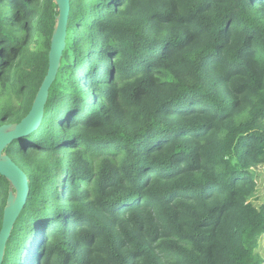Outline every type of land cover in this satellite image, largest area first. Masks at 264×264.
Listing matches in <instances>:
<instances>
[{"label": "trees", "instance_id": "obj_1", "mask_svg": "<svg viewBox=\"0 0 264 264\" xmlns=\"http://www.w3.org/2000/svg\"><path fill=\"white\" fill-rule=\"evenodd\" d=\"M69 2L42 119L4 149L29 191L1 264H264V0ZM57 13L0 0V125Z\"/></svg>", "mask_w": 264, "mask_h": 264}, {"label": "water", "instance_id": "obj_2", "mask_svg": "<svg viewBox=\"0 0 264 264\" xmlns=\"http://www.w3.org/2000/svg\"><path fill=\"white\" fill-rule=\"evenodd\" d=\"M55 3L58 13L55 15V23L48 52V68L32 101L31 108L18 122L0 125V175L4 176L9 182L6 205L3 209L0 226V264L3 259L6 241L15 220L26 202L29 191L25 172L4 152V149L13 140L35 130L42 119L48 89L58 71L65 47L67 20L70 9L69 0H55Z\"/></svg>", "mask_w": 264, "mask_h": 264}, {"label": "rangeland", "instance_id": "obj_3", "mask_svg": "<svg viewBox=\"0 0 264 264\" xmlns=\"http://www.w3.org/2000/svg\"><path fill=\"white\" fill-rule=\"evenodd\" d=\"M258 192L260 194H259V197H257L255 199V201L257 202V204H260L261 202L264 201V174L262 175V182L260 184V188H259ZM28 249H29V247H28ZM263 251H264V244H262V246H261V254H263V256H264V253H262Z\"/></svg>", "mask_w": 264, "mask_h": 264}]
</instances>
